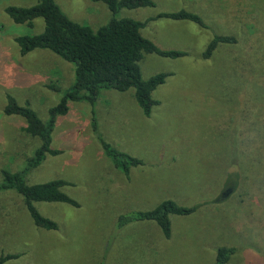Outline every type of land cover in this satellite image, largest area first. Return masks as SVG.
Here are the masks:
<instances>
[{"label": "rangeland", "instance_id": "374dc122", "mask_svg": "<svg viewBox=\"0 0 264 264\" xmlns=\"http://www.w3.org/2000/svg\"><path fill=\"white\" fill-rule=\"evenodd\" d=\"M55 1L94 30L112 18L106 5L92 0ZM153 1L155 8L122 10L117 18L146 21L186 10L207 28L157 20L142 30L160 48L187 53L177 59L147 54L141 61L144 80L170 74L152 94L150 117L134 89H104L94 108L69 104L53 135V148L61 153L48 156L26 181L65 180L63 190L80 206L37 203L59 227L45 230L34 224L20 194L0 190V257L19 256L5 264H216L221 247L236 249L228 264H264V0ZM37 2L0 0V185L4 170H22L41 145L24 132L23 118L4 114L7 95L47 122L74 82V66L51 52L20 53L16 37L42 33L44 21L16 24L5 10ZM217 35H234L238 43L204 59ZM101 140L143 164L131 167L128 178ZM234 182L238 188L225 198ZM166 200L198 208L170 216V238L153 221L120 226L121 217Z\"/></svg>", "mask_w": 264, "mask_h": 264}, {"label": "trees", "instance_id": "16d2710c", "mask_svg": "<svg viewBox=\"0 0 264 264\" xmlns=\"http://www.w3.org/2000/svg\"><path fill=\"white\" fill-rule=\"evenodd\" d=\"M92 1L106 5L112 13L109 23L98 30L70 18L55 0H38L37 4L32 7L10 6L5 10L16 24L34 27L37 19L44 21L42 33L16 37L15 41L22 56L36 50L49 51L74 66L73 85L62 96L59 103L49 110L47 122H44L29 104L20 105L11 95H7V105L4 108L6 116L23 118L26 123L24 132L31 137L38 138L41 145L22 170L16 173L7 170L2 172L3 181L0 190H15L20 194L34 224L45 230H58L59 227L56 222L38 211L37 203H65L74 207L80 206L63 190L69 185V182L65 180L59 179L34 185H29L26 181L27 175L38 168L48 156H57L61 153L53 148V135L58 118L69 113V104L87 102L94 108L104 89L119 92L134 89L138 105L144 114L150 117L153 106L156 105L152 94L166 82L170 74L161 73L144 80L140 67L141 61L147 54L177 59L187 56V53L160 48L154 41L145 37L142 30L149 23L157 20L192 22L203 29L207 28L199 15L186 10L162 12L146 21L117 18V14L122 10L155 8L156 4L153 0ZM237 43L238 39L234 35H217L210 42L202 57L208 60L219 47ZM51 88L59 91V88L55 86ZM92 127L97 130L94 110H92ZM101 144L106 155L113 160L116 167L123 170L128 178L131 167L143 164L142 160L113 149L104 140H101ZM251 181L255 187L252 178ZM238 186L239 183L234 182L226 189L224 197L231 196ZM197 209V207L180 206L173 200H166L151 211L121 217L120 226H125L130 222L153 221L162 229L165 237L170 238L172 235L170 216H188L195 213ZM235 252L236 249L231 247L219 248L216 264H228ZM18 258V255L1 256L0 264Z\"/></svg>", "mask_w": 264, "mask_h": 264}]
</instances>
